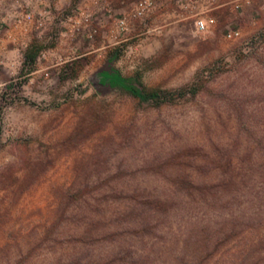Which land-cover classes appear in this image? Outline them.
I'll return each mask as SVG.
<instances>
[{"label": "rangeland", "instance_id": "obj_1", "mask_svg": "<svg viewBox=\"0 0 264 264\" xmlns=\"http://www.w3.org/2000/svg\"><path fill=\"white\" fill-rule=\"evenodd\" d=\"M55 1L67 9L52 56L19 68L14 86H0V264H74L87 249L79 239L90 219L108 213L105 187L160 184L150 171L170 153L243 139L232 105L253 136L264 137V10L234 17L242 37L227 40L229 15L207 33L159 14L119 33L98 0ZM89 25L97 30L90 39ZM255 35L244 51L243 40ZM109 68L144 89L204 85L194 98L157 107L100 82ZM0 77V84L11 78Z\"/></svg>", "mask_w": 264, "mask_h": 264}, {"label": "trees", "instance_id": "obj_2", "mask_svg": "<svg viewBox=\"0 0 264 264\" xmlns=\"http://www.w3.org/2000/svg\"><path fill=\"white\" fill-rule=\"evenodd\" d=\"M39 48L32 43L27 49L28 63ZM99 81L157 107L187 95L194 98L204 85L197 79L173 91L144 89L113 68L101 72ZM231 107L238 130L246 132L243 139L217 141L207 151L188 147L170 153L164 167L150 171L160 184L107 185L108 213L90 219L79 239L87 249L72 263L264 264V137L253 136L242 109ZM98 242L107 248L93 253Z\"/></svg>", "mask_w": 264, "mask_h": 264}, {"label": "built area", "instance_id": "obj_3", "mask_svg": "<svg viewBox=\"0 0 264 264\" xmlns=\"http://www.w3.org/2000/svg\"><path fill=\"white\" fill-rule=\"evenodd\" d=\"M52 2L56 4L55 0H39L38 9L35 11L29 0H0L2 9L11 14L12 23L25 29L32 24L42 34L39 42L40 48L32 64L42 58L52 56L53 53L51 44L57 39V22L67 8H59L57 4L54 8ZM253 2L254 0H98V6L103 17L107 14L110 17L113 15V25L119 33L135 30L137 26H145L155 14L162 17L163 13V17L169 18L166 13L170 11L172 13L170 16L174 18L175 22L180 24L190 22L197 32L207 33L219 24L215 12L220 8H226L231 20L223 30V37L227 40H236L242 37V31L240 24L233 18L242 14L245 8L253 5ZM67 6L70 7V10L75 9L73 8L74 4L69 3ZM258 10H264V4H260L257 7ZM67 19L71 20L70 17ZM89 20L90 16L87 14L84 21L89 22ZM1 23L3 22L0 21V35L3 29ZM96 31V28L89 25L85 35L90 39ZM255 39L256 35L248 36L243 40L244 51L251 49V44ZM31 43V40H24L23 49L25 52ZM25 52L19 48L16 54L17 59L10 64L8 70L11 78L6 83H1L0 86H14L18 79L19 68L31 64L26 61ZM0 64H2L1 58ZM47 74L45 73V75Z\"/></svg>", "mask_w": 264, "mask_h": 264}, {"label": "crops", "instance_id": "obj_4", "mask_svg": "<svg viewBox=\"0 0 264 264\" xmlns=\"http://www.w3.org/2000/svg\"><path fill=\"white\" fill-rule=\"evenodd\" d=\"M38 2L39 0H29L32 9L35 11L38 9ZM260 4H264V0H254L253 5L245 8L242 13H244L246 10L255 8V6L257 8ZM52 5L55 8L56 4L52 2ZM215 13L218 21H221L222 17L224 20L228 19L229 14L226 8H220ZM166 15L167 17L172 15L171 11L166 13ZM162 16H164L163 13ZM0 21L3 22L1 23L3 29L0 35V58L2 59V64H0V76H9L8 70L10 68V64L17 59V51L19 48H21V50L25 52L23 49L24 40H31L32 43L39 45L42 34L38 32V30L32 24L25 29L12 23L11 14L2 9V4L0 5ZM1 80L2 79H0V81Z\"/></svg>", "mask_w": 264, "mask_h": 264}, {"label": "water", "instance_id": "obj_5", "mask_svg": "<svg viewBox=\"0 0 264 264\" xmlns=\"http://www.w3.org/2000/svg\"><path fill=\"white\" fill-rule=\"evenodd\" d=\"M101 84V83H100Z\"/></svg>", "mask_w": 264, "mask_h": 264}]
</instances>
